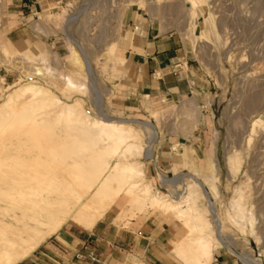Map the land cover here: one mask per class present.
<instances>
[{
    "label": "rangeland",
    "instance_id": "rangeland-1",
    "mask_svg": "<svg viewBox=\"0 0 264 264\" xmlns=\"http://www.w3.org/2000/svg\"><path fill=\"white\" fill-rule=\"evenodd\" d=\"M25 16L12 13L3 28L0 8V106L17 89L34 83L65 104L77 103L92 119L126 121L139 147L133 160L141 164L143 183L151 184L154 193L171 200L185 188L184 200L196 189L191 176L217 188L218 196L211 194L210 200L220 229L205 213V198L197 195L213 240L209 264L214 255L232 264H264V0H67ZM134 16L178 40L189 68L190 93L184 98L127 99L121 39ZM73 48L89 64V80L82 68H73L78 67L70 60ZM66 77L83 89L67 91ZM55 112L51 109L48 118ZM132 120L155 125L156 137ZM63 126L56 134L64 138ZM32 133L27 128L0 132V180H8L4 176L11 160L27 159V151L38 154ZM149 148L151 159L145 155ZM34 172L42 175L35 178L38 184L48 185L50 175ZM4 197L0 221L15 225ZM15 214L21 217L18 210ZM148 220L160 227L176 224L152 211L133 212L121 201L99 223L136 230ZM66 229L86 230L71 217L59 233ZM5 237L0 234V248L13 239ZM50 241L45 239L29 256Z\"/></svg>",
    "mask_w": 264,
    "mask_h": 264
},
{
    "label": "bare ground",
    "instance_id": "bare-ground-1",
    "mask_svg": "<svg viewBox=\"0 0 264 264\" xmlns=\"http://www.w3.org/2000/svg\"><path fill=\"white\" fill-rule=\"evenodd\" d=\"M70 60L78 66L74 69H83L87 80L92 77L89 64L80 59L74 48ZM36 75L42 74L37 71ZM64 82L67 91L83 89L69 77ZM49 93L29 83L9 95L0 106V132L27 128L33 132V141L39 143L37 155L27 151L28 161L22 157L23 161L5 162L7 171L4 177L10 181L0 180V184L5 183L0 188V195L10 202L17 222L5 225V220L0 221L3 238L8 234L13 237L8 240V246L0 248V261L19 264L45 239L58 233L69 217L83 229L91 230L109 209L121 201L133 212L152 211V214H161L167 222L180 225L185 236L173 249L180 264H209L214 250L213 240L206 230L210 224L198 206L197 195L201 193L205 198V213L212 218L214 227L220 229L210 200L211 194L218 196L217 188L206 180L191 176L196 189L189 190L184 200L180 197L169 200L160 192L154 193L151 184L143 183L141 164L133 160L139 153V147L134 131L125 124L126 121L106 117L92 119L78 109L77 103L65 104ZM51 109H56L53 119L48 118ZM131 122L149 129L152 136L156 135L155 125L137 120ZM62 125L67 126L64 138L56 134V129ZM28 133L30 136L31 132ZM22 143L25 145L27 142ZM145 155L151 159L150 148ZM36 169L51 176L48 185L36 182L35 178L42 176L33 173ZM15 210L21 217L16 216Z\"/></svg>",
    "mask_w": 264,
    "mask_h": 264
},
{
    "label": "crops",
    "instance_id": "crops-1",
    "mask_svg": "<svg viewBox=\"0 0 264 264\" xmlns=\"http://www.w3.org/2000/svg\"><path fill=\"white\" fill-rule=\"evenodd\" d=\"M65 1L1 0L3 28L12 13L25 19L33 10ZM121 47L125 76L122 87L127 99L179 100L190 93L189 68L176 37L160 34L134 16L121 39ZM181 238L178 223L160 227L148 220L138 229L128 230L98 222L91 230L66 229L56 233L52 241L19 264H180L173 249ZM211 264L232 262L214 255Z\"/></svg>",
    "mask_w": 264,
    "mask_h": 264
},
{
    "label": "built area",
    "instance_id": "built-area-1",
    "mask_svg": "<svg viewBox=\"0 0 264 264\" xmlns=\"http://www.w3.org/2000/svg\"><path fill=\"white\" fill-rule=\"evenodd\" d=\"M167 183V182H166ZM186 193V189L184 188L183 190H179L177 192H174L173 195H171L172 198H179V197H182L184 196Z\"/></svg>",
    "mask_w": 264,
    "mask_h": 264
}]
</instances>
